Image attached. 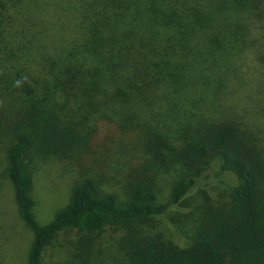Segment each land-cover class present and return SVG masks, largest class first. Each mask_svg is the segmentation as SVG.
Wrapping results in <instances>:
<instances>
[{
	"label": "trees",
	"instance_id": "16d2710c",
	"mask_svg": "<svg viewBox=\"0 0 264 264\" xmlns=\"http://www.w3.org/2000/svg\"><path fill=\"white\" fill-rule=\"evenodd\" d=\"M102 124L136 132L148 163L122 197L80 177L41 225L38 164L77 162ZM209 169L226 193L184 245L167 239L152 222ZM1 174L33 234L26 264L68 232L90 258L112 227L122 264H264V0H0Z\"/></svg>",
	"mask_w": 264,
	"mask_h": 264
},
{
	"label": "rangeland",
	"instance_id": "374dc122",
	"mask_svg": "<svg viewBox=\"0 0 264 264\" xmlns=\"http://www.w3.org/2000/svg\"><path fill=\"white\" fill-rule=\"evenodd\" d=\"M143 146L136 132L123 135L116 125L102 124L97 137L93 138L89 149L77 162L55 158L41 161L32 192L38 222L46 225L53 219L55 213L68 203L74 182L84 175L100 178L106 191L122 197L128 174L134 173V167L148 163L150 154ZM218 176L209 169L205 179L182 206L171 208L166 216L152 222L155 229L162 231L167 239L184 245L192 235L199 215L206 210L204 207L215 205L216 199L223 197L229 187L227 179ZM159 185V198L166 202L170 192L168 176L162 178ZM122 235L123 231L116 227L107 229L101 235L93 234L90 237L94 242V255L89 258L83 254V258H77L75 254L82 253L76 245L81 236L77 232L62 234L47 248L44 264H73L79 261L82 264H122L125 256L119 242ZM32 239V232L19 216L13 189L6 176L1 174L0 264H26Z\"/></svg>",
	"mask_w": 264,
	"mask_h": 264
},
{
	"label": "clouds",
	"instance_id": "9594fccd",
	"mask_svg": "<svg viewBox=\"0 0 264 264\" xmlns=\"http://www.w3.org/2000/svg\"><path fill=\"white\" fill-rule=\"evenodd\" d=\"M17 84H19V81H17Z\"/></svg>",
	"mask_w": 264,
	"mask_h": 264
}]
</instances>
